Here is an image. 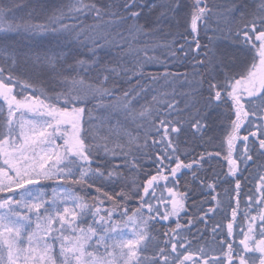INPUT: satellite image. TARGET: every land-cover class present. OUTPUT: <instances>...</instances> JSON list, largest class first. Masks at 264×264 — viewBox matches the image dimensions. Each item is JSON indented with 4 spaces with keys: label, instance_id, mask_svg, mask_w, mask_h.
Instances as JSON below:
<instances>
[{
    "label": "snow or ice",
    "instance_id": "1",
    "mask_svg": "<svg viewBox=\"0 0 264 264\" xmlns=\"http://www.w3.org/2000/svg\"><path fill=\"white\" fill-rule=\"evenodd\" d=\"M0 264H264V0H0Z\"/></svg>",
    "mask_w": 264,
    "mask_h": 264
},
{
    "label": "trees",
    "instance_id": "2",
    "mask_svg": "<svg viewBox=\"0 0 264 264\" xmlns=\"http://www.w3.org/2000/svg\"><path fill=\"white\" fill-rule=\"evenodd\" d=\"M67 0H50V3L52 5H59V4H63V3H66ZM102 2H107V3H120L121 0H102ZM88 23H93V21L91 19L88 20ZM136 22L134 21H129L128 24L124 25L123 27H120L118 28L117 30L118 31H121V32H125L128 28L132 27ZM140 24H143L144 21L141 20L139 21ZM209 35H211V33H209ZM138 39L140 40H144L146 39L145 37H138ZM156 40H159L161 39L160 37H155ZM206 42L205 40H202V43ZM143 45L142 44H135L134 43V47H142ZM83 51V49H82ZM106 61H110V60H113L114 57L118 54V49L115 48V47H110V46H106L104 47L100 53H99ZM151 54V53H150ZM122 55V54H121ZM157 55H159V53L157 52ZM161 59H165L164 56H161L160 57ZM122 62L123 63H126L127 66L129 68H133L134 66V62H135V55L133 53H129L127 56H123L122 55ZM168 70L169 71H172V72H184V71H187L189 69H186L184 67H180L179 64L175 61H169V64H168ZM146 71L147 73L149 74H152V75H157L158 77L163 73L164 71V68L160 65H148L146 67ZM136 79L137 77L136 76H131L130 77V80H131V83L128 82V79L127 78H122V83H121V86L124 87V88H130V87H133L135 86L136 84ZM85 85L84 87H87L88 84H92L93 83V80L92 79H89V78H85ZM143 82V81H142ZM39 86H42V87H45L47 88V85H39ZM147 88L150 89V91H148L147 95H143L141 100L148 97L150 93H152L153 91H160L163 96L161 98H159L161 101H163V99H165L166 97L164 96L165 93H171L173 92V90H180V86H179V83H176V84H173L171 85V87L169 86V84L165 83V81L163 79H159V82L158 83H155L153 84L151 81L148 82V84L146 85ZM51 94V93H49ZM88 107H92V104H89ZM93 115L95 116L96 115V112L94 111L93 112ZM223 166V164L221 165H218L217 166V170H219L221 167ZM73 190L79 192V188L76 187L74 188ZM50 191V189H49ZM81 195H83V193H80ZM211 203V202H209ZM241 205L244 206V203H243V200L241 202ZM134 206V205H133ZM208 205H206L207 207ZM241 210H243L241 208ZM238 219H239V216H238ZM217 222H226L224 221V216H223V213H217L215 214V219H209L208 221V224H209V229H208V233H210V226L214 225L215 223ZM200 228L201 229H204V225H200ZM207 239H208V242L209 244H211V237L210 235L207 236Z\"/></svg>",
    "mask_w": 264,
    "mask_h": 264
},
{
    "label": "rangeland",
    "instance_id": "3",
    "mask_svg": "<svg viewBox=\"0 0 264 264\" xmlns=\"http://www.w3.org/2000/svg\"><path fill=\"white\" fill-rule=\"evenodd\" d=\"M153 96H157V98H161L163 96V94L160 91H153L152 93L149 94L148 97L140 100V104H148V103H153ZM139 107V105H138ZM129 130H132L131 126L129 128Z\"/></svg>",
    "mask_w": 264,
    "mask_h": 264
},
{
    "label": "flooded vegetation",
    "instance_id": "4",
    "mask_svg": "<svg viewBox=\"0 0 264 264\" xmlns=\"http://www.w3.org/2000/svg\"><path fill=\"white\" fill-rule=\"evenodd\" d=\"M249 187H252V185H249Z\"/></svg>",
    "mask_w": 264,
    "mask_h": 264
}]
</instances>
